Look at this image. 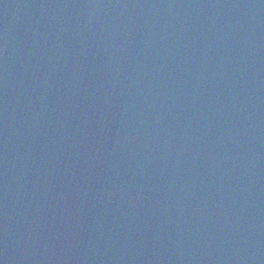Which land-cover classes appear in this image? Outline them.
<instances>
[{
	"label": "water",
	"instance_id": "95a60500",
	"mask_svg": "<svg viewBox=\"0 0 264 264\" xmlns=\"http://www.w3.org/2000/svg\"><path fill=\"white\" fill-rule=\"evenodd\" d=\"M0 264H264V0H0Z\"/></svg>",
	"mask_w": 264,
	"mask_h": 264
}]
</instances>
